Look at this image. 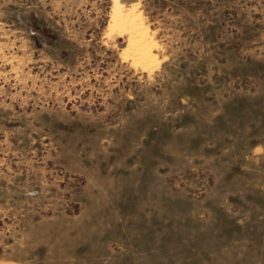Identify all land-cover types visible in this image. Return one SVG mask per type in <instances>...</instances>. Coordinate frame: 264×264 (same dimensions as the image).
I'll return each mask as SVG.
<instances>
[{
    "label": "rangeland",
    "instance_id": "rangeland-1",
    "mask_svg": "<svg viewBox=\"0 0 264 264\" xmlns=\"http://www.w3.org/2000/svg\"><path fill=\"white\" fill-rule=\"evenodd\" d=\"M11 252L264 264V0H0Z\"/></svg>",
    "mask_w": 264,
    "mask_h": 264
},
{
    "label": "crops",
    "instance_id": "crops-1",
    "mask_svg": "<svg viewBox=\"0 0 264 264\" xmlns=\"http://www.w3.org/2000/svg\"><path fill=\"white\" fill-rule=\"evenodd\" d=\"M41 233L43 235H41ZM41 233L38 229H33L31 231V236L34 234V240H36L34 247H67L66 238L69 235L67 230L51 232L50 234H48L50 236L49 239L46 238V235L43 232ZM40 237H43V240H41ZM10 254L11 257L7 259H1L0 264H29L28 261L22 259L21 257H15V254L13 252H11Z\"/></svg>",
    "mask_w": 264,
    "mask_h": 264
},
{
    "label": "bare ground",
    "instance_id": "bare-ground-1",
    "mask_svg": "<svg viewBox=\"0 0 264 264\" xmlns=\"http://www.w3.org/2000/svg\"><path fill=\"white\" fill-rule=\"evenodd\" d=\"M119 1V0H118Z\"/></svg>",
    "mask_w": 264,
    "mask_h": 264
}]
</instances>
